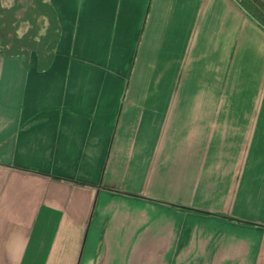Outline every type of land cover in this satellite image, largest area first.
Returning <instances> with one entry per match:
<instances>
[{
    "label": "crops",
    "instance_id": "1",
    "mask_svg": "<svg viewBox=\"0 0 264 264\" xmlns=\"http://www.w3.org/2000/svg\"><path fill=\"white\" fill-rule=\"evenodd\" d=\"M48 2L51 63L0 55V264H264V28L234 0Z\"/></svg>",
    "mask_w": 264,
    "mask_h": 264
},
{
    "label": "trees",
    "instance_id": "2",
    "mask_svg": "<svg viewBox=\"0 0 264 264\" xmlns=\"http://www.w3.org/2000/svg\"><path fill=\"white\" fill-rule=\"evenodd\" d=\"M234 1L264 28V4L260 0ZM23 26L26 30L21 34ZM58 39L59 28L48 0H14L8 9L0 5V55L26 57L29 51H36L39 52L38 67L45 68L52 61ZM42 53L49 56L43 58Z\"/></svg>",
    "mask_w": 264,
    "mask_h": 264
},
{
    "label": "rangeland",
    "instance_id": "3",
    "mask_svg": "<svg viewBox=\"0 0 264 264\" xmlns=\"http://www.w3.org/2000/svg\"><path fill=\"white\" fill-rule=\"evenodd\" d=\"M131 64H132V67H133V60H132V63ZM131 70H132V68H131ZM126 83L128 84V76L126 77Z\"/></svg>",
    "mask_w": 264,
    "mask_h": 264
},
{
    "label": "water",
    "instance_id": "4",
    "mask_svg": "<svg viewBox=\"0 0 264 264\" xmlns=\"http://www.w3.org/2000/svg\"><path fill=\"white\" fill-rule=\"evenodd\" d=\"M264 4V0H260Z\"/></svg>",
    "mask_w": 264,
    "mask_h": 264
}]
</instances>
